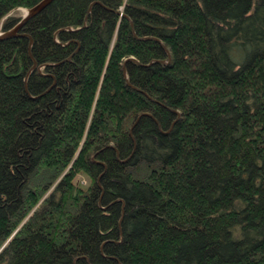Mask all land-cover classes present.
<instances>
[{
  "label": "trees",
  "instance_id": "trees-1",
  "mask_svg": "<svg viewBox=\"0 0 264 264\" xmlns=\"http://www.w3.org/2000/svg\"><path fill=\"white\" fill-rule=\"evenodd\" d=\"M19 33L0 264H264V0H53Z\"/></svg>",
  "mask_w": 264,
  "mask_h": 264
},
{
  "label": "water",
  "instance_id": "water-1",
  "mask_svg": "<svg viewBox=\"0 0 264 264\" xmlns=\"http://www.w3.org/2000/svg\"><path fill=\"white\" fill-rule=\"evenodd\" d=\"M53 0H41L36 5L25 11V15L18 20L16 25L5 33L0 34V40L8 39L12 37H26L24 34H20L19 31L23 25L34 16L43 11ZM139 118V117H138ZM136 119V121L138 120ZM135 121V123H136ZM134 123V124H135Z\"/></svg>",
  "mask_w": 264,
  "mask_h": 264
},
{
  "label": "rangeland",
  "instance_id": "rangeland-1",
  "mask_svg": "<svg viewBox=\"0 0 264 264\" xmlns=\"http://www.w3.org/2000/svg\"><path fill=\"white\" fill-rule=\"evenodd\" d=\"M24 11H26V9H16V10L10 12L9 16H11V17H13L15 19H20V18H22L25 15ZM0 34H2V33L0 32ZM76 180H80V184L81 185L85 184V179L82 178V177L77 176Z\"/></svg>",
  "mask_w": 264,
  "mask_h": 264
},
{
  "label": "bare ground",
  "instance_id": "bare-ground-1",
  "mask_svg": "<svg viewBox=\"0 0 264 264\" xmlns=\"http://www.w3.org/2000/svg\"><path fill=\"white\" fill-rule=\"evenodd\" d=\"M24 13H25V11H24Z\"/></svg>",
  "mask_w": 264,
  "mask_h": 264
}]
</instances>
